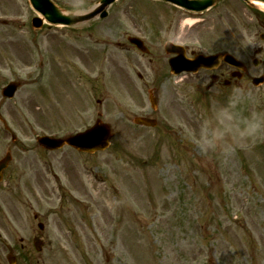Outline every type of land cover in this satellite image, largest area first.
I'll list each match as a JSON object with an SVG mask.
<instances>
[{
	"label": "rangeland",
	"instance_id": "1",
	"mask_svg": "<svg viewBox=\"0 0 264 264\" xmlns=\"http://www.w3.org/2000/svg\"><path fill=\"white\" fill-rule=\"evenodd\" d=\"M52 1L80 14L96 4ZM215 10L194 24L199 16L156 1L117 0L103 20L74 28L44 25L32 33L36 14L27 0H0V15L17 20L16 26L0 24V91L9 81L22 83L12 102L0 97L7 103L2 116L16 138L10 143L0 123V158L7 149L12 157L5 188L0 185V231L28 252L31 264H264V129L243 139L229 133L211 149L200 144L202 126L214 123L215 112L227 107L237 90L242 95L234 109L238 118L264 114V85L255 88L245 78L236 87L205 90V73L172 79L163 50L171 40L202 51L207 42L228 41L230 30H236L233 45L240 41L250 77H260L264 66L253 69L248 50L264 48V24H257L254 11L228 8L220 15L230 24L226 31ZM134 35L143 38L149 54L128 44ZM151 91L158 98L155 112L148 101ZM146 114L156 120L155 128L133 125V115ZM93 120L112 130L108 149L95 157L36 148V136L69 135ZM75 163H85L98 178L89 194L82 192L90 208L55 201V227L48 233L55 243L46 241L43 257L36 258L31 233L9 232L37 231L32 210L19 195L6 197L5 191L20 193L22 185L43 181L51 164L73 170V180L91 181L90 170L84 174ZM25 189L45 192L39 185ZM37 198L38 209L46 213L49 205L42 195ZM5 253L0 247L1 256Z\"/></svg>",
	"mask_w": 264,
	"mask_h": 264
},
{
	"label": "water",
	"instance_id": "2",
	"mask_svg": "<svg viewBox=\"0 0 264 264\" xmlns=\"http://www.w3.org/2000/svg\"><path fill=\"white\" fill-rule=\"evenodd\" d=\"M164 1H169L173 4L178 5L179 7L185 9V10H189L192 12H201L204 11L205 9H207L208 7H210L211 5L214 4L215 0H196V1H190V0H164ZM246 2L250 1V0H244ZM257 1H261L264 3L263 0H257ZM112 2H114V0H101L100 1V8L95 11L92 14L86 15V16H74V15H63L62 12L55 7L54 5H52L48 0H29V3L31 5V7L38 13L40 14L47 22L52 23V24H63V25H74L77 24L79 22H83V21H87L91 18H93L99 11H102L100 17L104 18L106 17V12L104 11V9L109 6ZM36 24H40V20H34V25ZM132 43L136 44L138 48H141V46L136 43L133 42ZM169 47V46H168ZM167 48V47H166ZM226 62H228L229 64H233L230 61H227L229 59H225ZM171 64V63H170ZM173 67L175 68V73H178L182 70H188V69H181L179 71V69L177 68V65H173ZM263 82V78H259V79H255L253 84L255 86L260 85ZM16 88V86L13 87H9L7 90H10L11 92L14 91ZM5 93V92H4ZM142 124H146L145 122H143ZM101 134H103V136L101 137ZM109 132L107 130V128L103 125H96V127L93 130L88 131L85 134L82 135H78L70 140L67 141L68 144L73 145L79 149L82 150H91L95 151V150H103L108 146V139H109ZM54 143V144H52ZM76 143H79V145H76ZM42 145L46 148H50L51 146H60L61 142L58 141H49L46 139L42 140ZM50 146V147H49ZM2 169V167H0V170Z\"/></svg>",
	"mask_w": 264,
	"mask_h": 264
},
{
	"label": "clouds",
	"instance_id": "3",
	"mask_svg": "<svg viewBox=\"0 0 264 264\" xmlns=\"http://www.w3.org/2000/svg\"><path fill=\"white\" fill-rule=\"evenodd\" d=\"M241 99L242 95L237 90L236 94L230 97L228 106L221 107L215 112L214 123L213 121L205 122L200 133L202 148L216 147L229 133L243 139L254 137L264 129V114L254 113L248 118H238L234 109Z\"/></svg>",
	"mask_w": 264,
	"mask_h": 264
},
{
	"label": "flooded vegetation",
	"instance_id": "4",
	"mask_svg": "<svg viewBox=\"0 0 264 264\" xmlns=\"http://www.w3.org/2000/svg\"><path fill=\"white\" fill-rule=\"evenodd\" d=\"M257 53L260 54L261 49H258ZM191 54L193 55L194 53L191 52ZM254 68H256V67H254ZM244 75L245 76L249 75L248 68L241 75V74L235 72L234 70L227 68L224 65H221L216 70V74L210 75V79L213 81L212 83H216L219 80H222L226 85L233 86L236 84L237 80H241ZM225 77H227V78H225ZM211 85L212 84H210V86ZM72 172L73 171L71 170V173H70V169H65V172L63 171V177L65 179L62 180L61 182L58 179H56L57 185H54V188H51V189H48L45 185L42 184V182L40 180H37V179L34 181H30L29 185L32 187L39 185L40 187L47 189V190H45L44 199L46 200V202L48 204H51V202L54 199H58L59 201L67 203V204L71 203V202H73V203L77 202L78 206H80V204L82 203V201H80L82 199V194H83L82 192L84 191L86 193V191L82 190L83 185L80 183V181L78 182V184H76L77 179H75V180L72 179L73 178ZM70 174H71V179L68 178V177H70ZM70 183L71 184L73 183L74 187L71 186ZM62 186L69 188L71 190V192L67 194V192L64 191V188ZM72 194H78L79 196H77V195L74 196ZM88 209H89V207H86V210H88ZM67 212H69V211H67ZM54 216L55 215L50 212L49 217L47 218L49 220V224L51 226H54ZM69 231H78V229H72ZM37 236H39V238H36L35 240L39 239V240L43 241V239H44L43 234L39 233V234H37ZM0 242L2 243L1 239H0ZM22 255H25L27 257V252L24 248L22 249Z\"/></svg>",
	"mask_w": 264,
	"mask_h": 264
},
{
	"label": "bare ground",
	"instance_id": "5",
	"mask_svg": "<svg viewBox=\"0 0 264 264\" xmlns=\"http://www.w3.org/2000/svg\"><path fill=\"white\" fill-rule=\"evenodd\" d=\"M256 4L264 9V5L262 3L261 4L256 3ZM186 23H190L191 24V21H187Z\"/></svg>",
	"mask_w": 264,
	"mask_h": 264
}]
</instances>
